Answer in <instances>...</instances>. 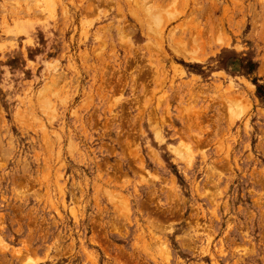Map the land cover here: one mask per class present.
I'll use <instances>...</instances> for the list:
<instances>
[{
	"label": "rangeland",
	"instance_id": "1",
	"mask_svg": "<svg viewBox=\"0 0 264 264\" xmlns=\"http://www.w3.org/2000/svg\"><path fill=\"white\" fill-rule=\"evenodd\" d=\"M0 264H264V0H0Z\"/></svg>",
	"mask_w": 264,
	"mask_h": 264
}]
</instances>
